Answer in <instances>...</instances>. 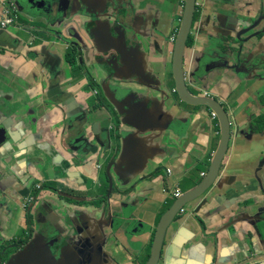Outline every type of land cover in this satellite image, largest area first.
<instances>
[{
	"label": "crops",
	"instance_id": "obj_1",
	"mask_svg": "<svg viewBox=\"0 0 264 264\" xmlns=\"http://www.w3.org/2000/svg\"><path fill=\"white\" fill-rule=\"evenodd\" d=\"M14 1L18 12L16 25L0 28V93L4 91L7 96H0V126L4 128L0 135V238L7 243L24 235L22 227L27 224L24 205L33 182L53 181L57 189L41 190L38 197L30 201L38 205L30 213L33 220L34 213H39L38 219H52L62 230L68 228V231L65 234L49 232L42 223L35 222L31 224L33 233L29 240L40 233L45 239L56 235L55 251H49L54 263L63 264L66 258L65 264H111L108 261L146 264L157 224L169 208L171 192L178 187L183 193L196 185L193 184L195 178L207 172L219 142V123L211 118L212 111L206 106L184 102L175 92L174 45L169 37L178 26L176 12H180V2L82 0L79 3L81 11L105 8L118 16L128 45L152 79L151 85L157 86L152 89L155 97L151 98H148L150 94H137L131 101L121 92L117 93L116 105L130 106L122 119L137 126L120 124L115 133L106 108L89 110L91 100L86 91L90 81L101 90L112 72L75 76L64 53L67 43L51 34L69 18L73 2L62 17L46 14L42 3ZM61 5L64 8L66 1ZM261 5L264 0H197L183 67L190 71L184 82L191 95L214 97L226 107L231 142L223 176L235 177L226 198L239 196L240 208L253 218L260 215V207L251 204L264 202L260 189V182L264 187V130L249 127L253 118L264 115V33H260L258 39L253 36L264 31V23L261 20L242 35L244 39L255 40V47L251 41H234L241 46L240 58L238 53H230L229 48L222 51L220 47L236 46L226 42L232 41L229 36H234V31L239 29L238 20L244 21L247 27L253 26L258 21ZM85 20L76 15L68 25H78ZM83 57L85 62L94 60L93 66L105 59L92 44L84 49ZM202 62L208 66L203 68L206 73L199 68ZM234 71L237 76L232 79ZM90 93L94 98L95 94ZM140 102L144 111L134 119L136 115L131 116L129 110L134 103L135 108L140 109ZM84 114L88 117L84 126H77V122L70 119H82ZM70 120L74 129L67 128ZM125 131L131 135L124 136ZM69 137L78 140L68 146ZM124 139L128 144L135 141L126 153L125 162L134 166L136 161L139 163L138 158H144L143 165L128 179L129 172L123 176L128 183H123L122 188L125 192L132 188L131 193L125 196L113 191L109 198L99 201L108 189L103 154L117 155ZM197 166H201L202 171L193 173ZM23 174L31 176L30 179L17 183ZM7 180L9 183L5 182ZM59 190H63L61 194ZM67 192L73 193V201L65 199ZM218 201L197 214L204 220L205 229L190 208L177 217L167 231L158 264H210L216 250L222 261L236 259L238 244L228 241L222 221L212 213ZM75 224L81 227L80 233L74 230ZM239 227L244 228L246 224L242 222ZM39 237L42 245L43 238ZM68 237L71 238L66 243ZM85 239L90 242L87 256L81 254ZM96 242L97 253L93 251ZM233 245L237 248L226 250ZM257 248V254L264 252L258 242ZM249 257L251 259L248 255L244 260Z\"/></svg>",
	"mask_w": 264,
	"mask_h": 264
},
{
	"label": "water",
	"instance_id": "obj_2",
	"mask_svg": "<svg viewBox=\"0 0 264 264\" xmlns=\"http://www.w3.org/2000/svg\"><path fill=\"white\" fill-rule=\"evenodd\" d=\"M28 1L33 4L42 3V7L45 8L44 10L46 14H58V16L62 17L63 12H65L73 2L74 7L73 10H70L68 13L69 18L66 19L65 23L59 29L51 31V34L57 39L65 42L75 43L73 40H76L80 43L78 44L76 42L75 45H77L78 48L77 66L79 67L83 76H87L88 74H91V72H104L107 75L109 74V71L112 72L111 77L107 78L105 83L102 85V92L96 94V96L91 101L99 99V97L102 98L101 107L106 108L111 114V121L113 122L111 128H114V132L116 133L118 131L120 124L136 127L137 125L133 124L132 121L126 122L122 119L126 114V110H128L130 106L126 105L121 107L120 104L116 105V100L118 99L117 93L121 92L123 96H127V99L131 101L134 100V97L137 94H141V96L150 94L148 98H151L155 97L153 95L152 89H156L157 86H155L156 84L154 86L151 85L152 79H150L149 75L145 73L144 66L139 61V59L135 57V53L128 45L125 36V29L124 32L120 33L118 36V41L112 34L114 25L122 26L118 21V16L115 13H109L105 10V8L103 10L96 11H81L79 9V3L82 0ZM65 1L66 6L62 8L61 3ZM196 6L197 0H185L178 34L173 44L172 72L175 84V92H177L178 96L184 102L195 106H206L215 113L220 130L219 142L205 175L200 177V181L193 188L183 192L179 197H177L171 206L161 216L156 227L149 260L146 264L159 263L164 252L167 231L169 227L177 220L179 215L186 212L189 208L194 215H197L201 209L208 208L212 204L216 203L217 200H219L217 203L218 206L212 211V213L218 216V218L222 221V230L227 232L228 241L238 244L239 253L236 259L232 261H222L219 258L218 250H216L214 253V259L210 264H250V262H261L264 264V261H260L262 259L263 253L257 254L259 251L257 248V242L259 245H262L264 249V202L251 204L254 205V207H260V215L256 218H253L248 216L245 210L240 208L239 204L241 203V200L239 196L230 199L226 198L227 190L232 188L235 184L234 176H223L224 161L229 149V144L231 142L230 121L227 111L225 110L223 104L214 97H196L191 95L187 89V84L184 82V51L189 40V35L192 32V24L195 17ZM76 15L81 18H85L86 20L78 25H68V23ZM260 21L261 20H258L253 26L247 27L244 21L238 20L237 26L239 29L234 31V36H229L230 40L236 42L251 41L256 43L255 40L249 39V37H245L244 39L242 35L246 32V30L256 27ZM260 33H264V31L255 34L253 37L258 39V35H260ZM91 44L98 53L102 54V57H105V59L96 62L95 66H93L94 60H87L85 62L83 57L84 49ZM232 46L234 45L232 44ZM240 56L241 53H238L237 57L240 58ZM199 68L204 71V73L207 72V70H203L204 62L199 64ZM143 82H146V84H141ZM106 83L107 85H105ZM96 88H99V86L96 85ZM139 88H142L143 91H139ZM138 104L141 105L140 109L135 108L136 104L134 103L129 110L132 112L131 116L136 115V118L134 119H137L138 116L142 115L144 111V106L142 103L140 102ZM81 118L82 119H79V117H73L70 119L76 121L77 126H84L87 124V117L84 114L81 116ZM72 120L69 122V129H74V123ZM83 132L86 133V131ZM3 133L4 128L3 126H0V135ZM129 135L131 134H126L125 131L124 136ZM260 136L262 137L263 134L261 133ZM73 140L78 139H71V137H69L67 141L68 146L72 144ZM134 142V140H131L128 144L127 140L124 139L123 146L117 155H109V153L107 155L103 154V170L108 179V191L107 193L101 195L99 201L101 198H109L113 191L118 195L126 196L129 194V190L125 192L122 188L123 183H128V180L124 182L123 176L125 173L129 172L126 175V179H128L132 173L140 169L144 162V158H138L139 163L136 161V165L134 166L125 162L126 153L134 144ZM93 152L95 153V149H93ZM123 162L127 164L126 168L123 166ZM262 163L263 160L260 162V165H262ZM260 189L264 193V187L261 182ZM62 191L63 190H59L58 193L61 194ZM65 195L68 197L65 199L68 200L72 198L73 193L67 192ZM70 201H73V198L70 199ZM102 212H104V209ZM226 213H229L230 215H226ZM226 216V221H224ZM195 218L202 229H205L206 226L204 220L200 216H195ZM242 222L246 224V227H239V224ZM37 223H42L46 229L54 227L59 234H65L68 231V228L62 230V228L57 226L52 219H45L44 223L38 220ZM77 225L78 224H75L74 230L76 233H80L82 229ZM39 236H42V238L44 237L43 233H40L36 235L34 239L28 240L27 243H29V245L27 247L22 249L24 246H26V243L21 249L10 255L6 261L3 260V256L6 253L7 248H2L0 253V264H56L49 255V251H55L52 246L53 242L40 245L41 242L39 240ZM68 238L69 239L65 240L66 243L71 237ZM54 239L57 240V237ZM97 245V242L93 245V251L95 253H97ZM37 246L41 247V249H36ZM81 246L83 249L81 254H84V256L89 255L90 242L88 239L82 241ZM235 248H237V245L227 247L226 250L228 249L229 251H232ZM224 251L225 250L222 252L223 255ZM248 255H251V259L249 257L248 260H244V258ZM66 261V258H64L62 263L65 264ZM108 262H111V264L113 263V261Z\"/></svg>",
	"mask_w": 264,
	"mask_h": 264
},
{
	"label": "rangeland",
	"instance_id": "obj_3",
	"mask_svg": "<svg viewBox=\"0 0 264 264\" xmlns=\"http://www.w3.org/2000/svg\"><path fill=\"white\" fill-rule=\"evenodd\" d=\"M175 2H177V3L179 4L178 0H175ZM261 6H262V5H261ZM189 38H190V36H189ZM226 44H227V45H231V44L236 45L234 41H227ZM252 44H254L253 47H255L256 43H253V42H252ZM253 47H251L252 50H254ZM228 48H229V51H230V52L238 53V52L240 51V46H238V44H237L236 46H234V47H229V46H222V47H221V49H222L223 51H224V50H227ZM238 70H239V69H237V71H238ZM236 76H237V72L234 71V72H233V75H231V78H232V79H235ZM94 85H95V84H92L91 86H88V88H86V86H85L86 91H87V94H88V98H89L90 100L93 99V98H92L93 95L90 93V91H92L93 94H95L94 97L96 96V94L102 92L100 89H97ZM3 92H4V91H3ZM3 92L0 93V96L7 97L6 95L3 94ZM19 102H21V101L19 100ZM263 105H264V104H263ZM89 106H90V109H89V110H91V111H94V110H96V109H98V108H102V107H101V100H100V99H95V100H93V101H91V102L89 103ZM251 114H252L251 118H253L254 113L251 112ZM261 116H262V115H261ZM261 116H258V117H256V118H253L252 124H251L249 127H250V128H251V127L254 128L255 131H263L264 129H263V130L260 129L261 121L259 120V118H260ZM67 118L69 119L68 116H67ZM87 118H88V117H87ZM88 120H89V119H88ZM69 125H70V123L67 125V128H69ZM261 133H262V132H261ZM261 133H260V134H261ZM30 168H31V167H28V170H30ZM33 184H34V183H33ZM34 185H35V184H34ZM107 191H108V189L106 190L105 193H107ZM131 191H132V189L129 190V193H131ZM24 207H25V208H24L23 216H24V218H25V221L27 222L25 228H27V230H28V234L31 235V234L33 233V227H32L31 224H34V223L37 222L38 220H39L40 222H43V223H44V221H45L44 218H45V217H43V219H42V218H41V219H38V215H39V213H36V214L34 213L35 216H34V220H33V215H32L30 212H34V211L37 209V207H38V205L33 204V202H26L25 205H24ZM29 218H32V219H31V224H29ZM48 230H49V232H55V231H56V229H55L54 227H51V228H49ZM55 237H57V236L55 235V236H52V237H50V238H48V239H45V238L43 237V245H44L45 243H52V242H53V245H52V246H56V245H57V240H58V239L55 240V239H54Z\"/></svg>",
	"mask_w": 264,
	"mask_h": 264
},
{
	"label": "trees",
	"instance_id": "obj_4",
	"mask_svg": "<svg viewBox=\"0 0 264 264\" xmlns=\"http://www.w3.org/2000/svg\"><path fill=\"white\" fill-rule=\"evenodd\" d=\"M76 47H77V45L72 44L71 48L68 49L67 52H66V59H67L68 63L70 65H72V66L75 65L76 62H77V52H74ZM71 71H73L75 73V76H83L82 72L80 71V69H79V67L77 65L75 67L71 68ZM90 84L91 85L93 84L92 81H90ZM99 99L101 100L102 98L99 97ZM223 106H224V108L226 110V107H225L224 104H223ZM259 120L261 121L260 129L263 130L264 129V115H262L259 118ZM197 171L201 172L202 171V167L201 166H197L196 169L193 170V173H195ZM105 178H106L107 185H108L107 175H105ZM200 179H201L200 177H196L195 181L193 182V184L194 185L197 184L200 181ZM41 189H57V186H56V184L53 181L43 182V183H41V187H37L36 183H35V185H33L32 189H31L30 193H31L32 196L37 197ZM186 191H188V189ZM105 192L103 194H105ZM68 200H70V199H68ZM173 202H174V200L171 199V201L167 205V208L170 207ZM31 219L32 218H29V224H31ZM29 238H30V235H28L27 231L25 230L23 236L12 239V242H11L12 245L11 246L13 248L22 247L28 242ZM0 253H1V251H0Z\"/></svg>",
	"mask_w": 264,
	"mask_h": 264
},
{
	"label": "clouds",
	"instance_id": "obj_5",
	"mask_svg": "<svg viewBox=\"0 0 264 264\" xmlns=\"http://www.w3.org/2000/svg\"><path fill=\"white\" fill-rule=\"evenodd\" d=\"M179 2H180V12H176V17L178 18V20H177V22H178V26H176L175 27V29L176 28H178V30H179V26H180V21H181V16H182V12H183V8H184V4H185V0H178ZM12 3H13V5H14V7H15V1L14 0H12ZM15 9H16V7H15ZM260 10H264V5H262V6H260V8H259V11ZM196 12V11H195ZM0 16H1V7H0ZM195 16H196V13H195ZM17 17H18V12H17V9H16V19H17ZM16 19H15V21H16ZM194 19H195V17H194ZM15 21L12 23V24H9V25H6V26H0V28L1 29H4V28H7V27H9V26H12V25H16V24H14L15 23ZM193 22H194V20H193ZM262 22L264 23V21L262 20ZM192 26H193V24H192ZM174 29V30H175ZM172 34V33H171ZM177 34H178V32H177ZM170 37H171V35H170ZM67 43V46H66V48H65V51H64V53H65V57H66V52H67V50L68 49H70L71 48V45L72 44H75V43H72V42H66ZM174 44V43H173ZM74 52H77V54H78V48L76 47V49L74 50ZM78 62V61H77ZM77 62H76V64L75 65H70L69 63V66H71V68H73V67H75L76 65H77ZM189 73H190V71H187V70H185L184 69V77L185 76H189ZM217 121V120H216ZM202 176V175H201ZM18 180H19V182L18 183H20V182H22L21 181V178L19 177L18 178ZM34 184L36 183V181L35 182H33ZM34 184H32V186H31V189H32V187H33V185ZM36 186L37 187H41V183H36ZM41 190H45V189H41ZM40 190V191H41ZM54 190H56V189H54ZM31 191V190H30ZM40 193V192H39ZM39 195V194H38ZM38 197V196H37ZM37 197H34V196H32L31 195V193L29 192V194H28V198L26 199V202H30V201H32V200H34V199H36ZM173 200H175V199H173ZM23 229H25L26 231H27V233H28V230H27V228H25V227H22ZM29 235V234H28ZM30 237H31V235H30ZM30 239V238H29ZM7 243H5V241L3 240V238H0V251H1V247L2 246H4V245H6ZM7 248V251H6V253L4 254V256H3V260L4 261H6V259L7 258H9L10 257V255H12L13 253H15L16 251H18L19 249H14V251H12V252H10L12 249H13V247L12 246H8V247H6ZM10 252V253H9Z\"/></svg>",
	"mask_w": 264,
	"mask_h": 264
},
{
	"label": "built area",
	"instance_id": "obj_6",
	"mask_svg": "<svg viewBox=\"0 0 264 264\" xmlns=\"http://www.w3.org/2000/svg\"><path fill=\"white\" fill-rule=\"evenodd\" d=\"M183 1V0H182ZM0 7H1V16H0V26H6L9 24H12L16 19V9L12 3V0H0ZM178 28H176L170 37V42L173 44L177 37ZM211 118L213 120H216V115L214 112L211 114ZM170 172V170H169ZM202 176L205 175V173L201 174ZM182 194L181 190L176 187L173 192H171V198L176 199Z\"/></svg>",
	"mask_w": 264,
	"mask_h": 264
},
{
	"label": "flooded vegetation",
	"instance_id": "obj_7",
	"mask_svg": "<svg viewBox=\"0 0 264 264\" xmlns=\"http://www.w3.org/2000/svg\"><path fill=\"white\" fill-rule=\"evenodd\" d=\"M258 20H263L264 21V10H260V11H258ZM193 27V26H192ZM174 31V30H173ZM122 32H124V28H123V26H117V25H114L113 26V29H112V34L114 35V37L117 39V41H118V36L120 35V33H122ZM190 36V35H189ZM169 41H170V37H169ZM220 49H221V47H220ZM222 50V49H221ZM223 51V50H222ZM204 65H205V63H204ZM220 65H221V63H220ZM205 68H207L206 66H204ZM91 86V85H90ZM20 178H21V181L22 182H26V180H28V179H30V177L31 176H27V174H23V175H20L19 176ZM25 179V180H24ZM5 182H7V183H9V181L7 180V181H5ZM17 183L19 182V180L17 179V181H16ZM12 245V243L11 242H7V244L6 245H4V246H2L1 247V249L2 248H6V247H8V246H11ZM14 249H18V248H13L10 252H12V251H14ZM9 252V253H10ZM260 261H264V252H263V255H262V259L260 260ZM255 264H263V263H261V262H257V263H255Z\"/></svg>",
	"mask_w": 264,
	"mask_h": 264
}]
</instances>
